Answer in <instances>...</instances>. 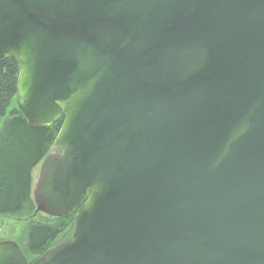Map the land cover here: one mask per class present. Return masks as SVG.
Segmentation results:
<instances>
[{
  "label": "water",
  "instance_id": "water-1",
  "mask_svg": "<svg viewBox=\"0 0 264 264\" xmlns=\"http://www.w3.org/2000/svg\"><path fill=\"white\" fill-rule=\"evenodd\" d=\"M5 56L64 119L36 211L74 220L0 264H264V0H0Z\"/></svg>",
  "mask_w": 264,
  "mask_h": 264
},
{
  "label": "trees",
  "instance_id": "trees-1",
  "mask_svg": "<svg viewBox=\"0 0 264 264\" xmlns=\"http://www.w3.org/2000/svg\"><path fill=\"white\" fill-rule=\"evenodd\" d=\"M18 74L13 57L0 60V123L4 119L0 130V215L17 214L30 205L32 169L46 156L64 120L51 126H33L18 105L8 116L11 101L17 97ZM56 219L54 225L40 223L29 229L30 253L42 255L66 226L72 227L74 214Z\"/></svg>",
  "mask_w": 264,
  "mask_h": 264
},
{
  "label": "rangeland",
  "instance_id": "rangeland-1",
  "mask_svg": "<svg viewBox=\"0 0 264 264\" xmlns=\"http://www.w3.org/2000/svg\"><path fill=\"white\" fill-rule=\"evenodd\" d=\"M15 107H17V100L16 98H13V100L11 101V106L8 110V116H9V111ZM3 122L4 119L0 123V130L3 126ZM58 151L59 149L55 146L54 142H51L47 154L50 152H58ZM42 160L32 169L31 172L32 202H30V205H27L24 208V210L20 213L0 215V241H8V240L16 241L24 249L26 254L30 256V261L35 260L37 258V254L30 253L28 251L27 240H28L29 229L35 224L41 223V224L54 225L56 224V222H58L56 219L57 217L36 211V204L34 200L33 191L39 178ZM72 228H73V224L72 227L71 225L66 226V228L63 229L62 232H60L57 235L56 239L53 242V245L64 238L71 237L73 231Z\"/></svg>",
  "mask_w": 264,
  "mask_h": 264
}]
</instances>
